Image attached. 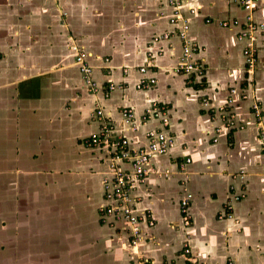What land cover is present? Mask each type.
Instances as JSON below:
<instances>
[{"label":"crops","instance_id":"crops-1","mask_svg":"<svg viewBox=\"0 0 264 264\" xmlns=\"http://www.w3.org/2000/svg\"><path fill=\"white\" fill-rule=\"evenodd\" d=\"M182 12L188 38L204 47L194 55L202 78L174 69L183 40L167 0H0L1 263L135 264L118 223L101 219L104 151L86 143L101 108L132 146L146 143L148 129L174 138L153 156L161 174L138 187L133 204L154 221L141 222L148 264H264V113L258 120L252 109L264 104V28L247 73L235 0H182ZM233 19L239 24H218ZM254 21L264 24V0H255ZM74 43L88 52L95 92L74 63ZM140 66L155 79L147 88H136ZM152 103L166 107V127L141 119ZM124 108L137 130L124 125Z\"/></svg>","mask_w":264,"mask_h":264},{"label":"built area","instance_id":"built-area-1","mask_svg":"<svg viewBox=\"0 0 264 264\" xmlns=\"http://www.w3.org/2000/svg\"><path fill=\"white\" fill-rule=\"evenodd\" d=\"M244 11V26L238 31L236 38L243 43L242 54L245 62V70L247 73L253 72L258 63V50L256 47V32L264 28L263 23L254 21L255 0H235ZM172 6L173 13L169 18L171 23L179 22L180 29L179 37L183 40L181 54L175 66V71L187 75H194L202 78L205 75L206 67L194 58V55L203 50L204 47L191 41L187 32L189 29V17L182 12V0H167ZM188 12L192 15L196 13V8L190 7ZM209 22V19L205 20ZM218 24L222 27L236 26L239 24L237 19L220 20ZM165 33L163 37H167ZM155 40L158 37L154 38ZM71 50L74 52V63L79 72L82 74L86 87L91 92L97 91L98 86L96 81L91 76L92 66L87 60L88 52L78 44H71ZM138 71L142 74L139 78L136 88L142 89L151 86L155 82L154 78H149L145 75L147 72L146 66H140ZM126 72V68H124ZM115 88V84L109 82L106 86V95ZM230 92H235L232 88ZM241 98H246V94H242ZM227 102H231L228 98ZM206 104V100H204ZM253 114L256 119H260L264 113V104L254 102L252 104ZM95 117L100 121L97 129L94 130L86 139V143L90 146L101 148L104 151V161L106 162L107 170L101 178L103 190V198L106 204L100 207L101 219L106 221L109 219L116 224V228L125 234L126 241L124 243L134 256H136L135 264H148V261L140 251V242L142 241L141 222H145L149 226H153L154 221L151 211L144 209L136 211L133 207L137 199L136 191L151 175H160L158 167L152 162L155 155L164 154L168 149L174 146L173 136L161 129H148L145 132L146 143L144 145L132 146L129 139L118 133L112 120L106 118L101 108H96L94 111ZM124 125L131 131H135L138 125L133 122L134 112L129 108H124L121 111ZM230 118L233 115L229 116ZM141 119H159L161 125L166 127L169 122L167 109L164 105L152 103L141 114ZM233 121L231 120V122ZM260 140L262 151L264 153V128L260 127ZM191 161L190 157H186L184 161L178 164L180 171H185L186 164ZM166 175V172L164 173ZM243 196V194H241ZM192 197L187 193L180 201V210L184 215V223H190V216L187 214L189 200ZM240 196L236 195L237 200ZM230 207V206H229ZM230 216V215H229ZM186 253L189 248H185Z\"/></svg>","mask_w":264,"mask_h":264},{"label":"rangeland","instance_id":"rangeland-1","mask_svg":"<svg viewBox=\"0 0 264 264\" xmlns=\"http://www.w3.org/2000/svg\"><path fill=\"white\" fill-rule=\"evenodd\" d=\"M1 146V145H0ZM1 244V243H0ZM1 247L0 248H2V245H0ZM6 261L9 263V264H11V257H8L7 259H6ZM0 264H3V263H1L0 262Z\"/></svg>","mask_w":264,"mask_h":264}]
</instances>
